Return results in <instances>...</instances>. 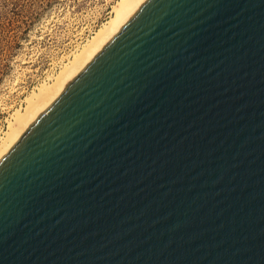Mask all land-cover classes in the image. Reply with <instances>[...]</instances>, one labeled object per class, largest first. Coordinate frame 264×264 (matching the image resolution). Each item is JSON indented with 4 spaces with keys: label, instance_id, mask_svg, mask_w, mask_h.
Returning <instances> with one entry per match:
<instances>
[{
    "label": "water",
    "instance_id": "obj_1",
    "mask_svg": "<svg viewBox=\"0 0 264 264\" xmlns=\"http://www.w3.org/2000/svg\"><path fill=\"white\" fill-rule=\"evenodd\" d=\"M0 264H264V0H146L0 159Z\"/></svg>",
    "mask_w": 264,
    "mask_h": 264
},
{
    "label": "rangeland",
    "instance_id": "obj_2",
    "mask_svg": "<svg viewBox=\"0 0 264 264\" xmlns=\"http://www.w3.org/2000/svg\"><path fill=\"white\" fill-rule=\"evenodd\" d=\"M118 1L0 0V135L24 98L59 72L57 64L112 17Z\"/></svg>",
    "mask_w": 264,
    "mask_h": 264
},
{
    "label": "bare ground",
    "instance_id": "obj_3",
    "mask_svg": "<svg viewBox=\"0 0 264 264\" xmlns=\"http://www.w3.org/2000/svg\"><path fill=\"white\" fill-rule=\"evenodd\" d=\"M146 0H119L111 9L112 17L94 33L85 44L78 47L66 61L58 63L59 72L49 75L29 96L24 107L16 110L6 120V131L0 135V159L9 151L29 125L63 91L64 87L90 63L93 57L114 37ZM65 58V57H64Z\"/></svg>",
    "mask_w": 264,
    "mask_h": 264
}]
</instances>
